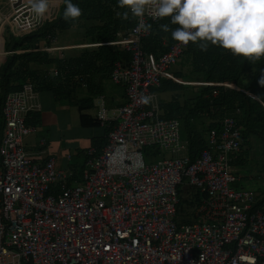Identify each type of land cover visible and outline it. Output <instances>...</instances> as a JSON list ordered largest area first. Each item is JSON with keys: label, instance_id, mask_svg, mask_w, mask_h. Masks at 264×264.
Here are the masks:
<instances>
[{"label": "built area", "instance_id": "built-area-1", "mask_svg": "<svg viewBox=\"0 0 264 264\" xmlns=\"http://www.w3.org/2000/svg\"><path fill=\"white\" fill-rule=\"evenodd\" d=\"M62 3L49 0L43 17L31 11L28 0L0 4V66L16 52L62 49L53 45L51 34L46 35L50 43L38 48L5 45V33L21 37L55 21ZM141 19L160 18L146 9L117 39L89 44L114 45L130 57L115 61L110 72V79L124 86L126 102L108 108L103 96L94 98V116L107 129L106 142L99 151L93 145L84 151L80 181L70 184L72 173L58 169L53 157L39 162L24 150L23 136L33 131L26 118L39 107L33 83L26 81L5 95L0 264H264V211L255 207L254 190L237 188L243 170L231 165L240 150L241 127L233 116H224L221 128L208 132L207 146L190 158L179 119L162 117L156 91L162 80L183 82L171 66L190 42L168 45L162 38L167 50L146 52L142 39L149 30L138 29ZM195 83L236 88L225 82ZM246 93L264 108V99ZM166 153L169 158L146 162ZM184 182L205 196L193 221L177 223L178 187Z\"/></svg>", "mask_w": 264, "mask_h": 264}, {"label": "trees", "instance_id": "trees-1", "mask_svg": "<svg viewBox=\"0 0 264 264\" xmlns=\"http://www.w3.org/2000/svg\"><path fill=\"white\" fill-rule=\"evenodd\" d=\"M78 4L82 10V15L76 20H65L63 18L64 3L60 7L58 18L52 23H48L42 29L18 37L9 43L8 49L25 50L28 48H38L40 43L49 44L46 35L56 34L61 29L73 27L74 25L84 26L85 35L90 38L89 43H104L117 39L125 30L130 28L135 20L129 14L128 19H122L119 15L124 11L118 6L117 0H72ZM168 23L170 30L178 25L171 24L168 17L160 18L158 21H149L151 25L149 33L142 39V48L146 52L159 53L168 49V46H162V38H166L168 45L174 43L171 37V31H163L161 24ZM89 47H74L69 49L81 48L80 52L72 50L74 54H67L59 51L58 55L40 51H21L8 55L0 66V137L2 134L4 120L2 114V105L5 95L14 90H19L22 83L31 81L35 84L36 90H50L54 93L56 99L71 97L72 89L64 87L63 83L69 79L63 80L62 74L83 73L88 75L85 78L87 96L81 98L78 102L80 111L92 109L94 106L92 96L100 91L93 87L91 74L94 71H107L109 73L111 65L115 61L127 62L130 54L127 51L120 50L117 46L110 44L92 45ZM39 62L42 64H55L58 75L50 76L46 71L32 69L30 64ZM193 71L198 79L187 81L202 82H225L236 86L230 88L226 86H185L187 84L173 82L172 80H162L160 86L156 89L158 92L180 90L189 88L192 92L190 99H178V96L168 102L160 103L162 117L164 118H182L187 127V140L189 142L188 154L194 159L200 151L207 146L206 136L209 131H218L221 128V120L224 116H233L237 124L241 127L240 132V150L232 162L242 165L247 161L249 153V137L256 136L262 146L264 156V108L246 92L255 94L264 99V85L259 84V79L264 75V56L259 60L249 61L248 59L232 55L229 50L219 46L209 44L206 51H202L197 44L189 43L184 50V61ZM101 66V67H99ZM183 78V73H176ZM215 92V93H214ZM72 93V92H71ZM86 102V103H84ZM34 117L38 118L36 111ZM30 112L26 118V124L31 126L33 120H30ZM36 112V113H35ZM80 123L86 127H100L94 115L81 113L79 115ZM201 119L200 123H206V130L198 129L194 123V129H190L193 122ZM204 119V122L202 121ZM32 127V126H31ZM102 134L92 137L91 145L96 146L99 151L106 142V128H102ZM264 166V164H263ZM264 170V168H263ZM194 199H180L177 205V216L182 221H189L186 212L182 209V204L187 208H195L200 204L201 198L205 196L198 189L194 193ZM194 206V207H193ZM255 207L264 211V195L257 198ZM191 218V217H189ZM194 218V215H193ZM192 219V218H191Z\"/></svg>", "mask_w": 264, "mask_h": 264}, {"label": "clouds", "instance_id": "clouds-1", "mask_svg": "<svg viewBox=\"0 0 264 264\" xmlns=\"http://www.w3.org/2000/svg\"><path fill=\"white\" fill-rule=\"evenodd\" d=\"M28 3L37 17H43L49 8V0H28ZM63 3L65 20L74 21L82 15L81 8L72 0ZM117 3L124 9L119 13L122 19H128L129 14L143 18L146 9L156 18L168 17L171 24L178 26L170 30L165 23L160 28L165 32L170 30L171 37L185 46L192 42L206 51L211 44L249 61L264 56V0H117ZM150 28L141 19L138 29ZM89 44L68 48L92 46ZM258 82L264 85V75ZM147 101L145 97L144 102Z\"/></svg>", "mask_w": 264, "mask_h": 264}, {"label": "crops", "instance_id": "crops-1", "mask_svg": "<svg viewBox=\"0 0 264 264\" xmlns=\"http://www.w3.org/2000/svg\"><path fill=\"white\" fill-rule=\"evenodd\" d=\"M56 42V41H55ZM86 41H79L76 44H85ZM41 46L44 43H40ZM73 44V45H76ZM54 46H60L62 49L66 48L69 49V46H72V44L70 43H60V44H55ZM65 50V49H64ZM182 62L184 61V52H183V56H182ZM180 59V60H181ZM119 61V60H118ZM119 62H123V61H119ZM125 63V62H124ZM183 63H179V65H181ZM32 69L35 70H43L46 71L48 75L50 76H56L53 72L52 69L56 68L55 64L53 63H39V62H32L30 64ZM101 67V66H99ZM183 68L185 69H189V66L184 63V67L181 66H175L174 65V71H172L174 73V75L176 77H178L179 79L182 80L181 77H179L178 75H176V73H183ZM57 69V68H56ZM112 69V65L110 68L109 73L105 70L102 72V70L100 71H94L91 74V81L94 84L93 87L94 88H98L100 91L96 92L92 98H93V103L92 105L94 106V98L97 96H103L106 106L108 108H115L119 105H122L126 102V96H125V90H124V86L120 85V84H116L114 83L111 79H110V72ZM59 73H57L58 75ZM63 76V80L65 79H69V81L66 82H61L63 83L64 87L68 89H72L73 85L75 86V84H80L78 86H76L74 91L70 92V98L67 97H63L62 99H56L55 95L52 91L50 90H36L37 92V100L39 103V107L38 110H35L38 114V118H32L34 117V112H32L29 116L30 120H33L34 122L31 123V126L33 128V131L36 130H40L43 128H45V130L48 131V133L50 134L52 140H54L52 143L48 144L47 141L45 143V145H40L41 143H34L32 141L31 138H26V145L25 148L32 152L34 151V154L37 161L42 162L45 158L47 157H53L55 159V163L57 164L56 167L66 173H72V175L69 176V180L68 182L74 183V182H78L81 180V176H82V170L84 168V166H81V170L77 169V164L76 163H71V156L69 155H60L57 153V151L54 150L55 146L54 144H58V140L64 136L63 131L59 130V126H57V124L63 122L66 125H68L69 127L73 128V121L75 120L77 122V124L79 123V126H82L80 123V119H79V115L81 113H85V114H89V115H94L91 114L89 112V110L91 109H85L80 111L78 109V102L80 101L81 98H84L85 96H87V89L86 87V81L85 78L88 76L86 74H81V73H74V74H68L67 70L64 73H61ZM198 79L194 77V80ZM107 81H111V83H114V86H111L110 84H107ZM174 82V81H173ZM194 82H202V81H194ZM33 83V82H32ZM184 83V81L182 82V84ZM34 87L35 84L33 83ZM109 85L111 87H109ZM200 84L195 83L194 86H199ZM189 88L185 89L182 88L180 90H173L171 93H168L169 91H163V94H168V97H170V99L168 100H163L162 102H168L170 100H172L173 97L178 96V99L181 101L183 99V95H185V92L188 90ZM191 91V89H189ZM15 91V90H14ZM192 93V92H191ZM5 98V97H4ZM4 101V100H3ZM160 102V101H159ZM160 102V103H162ZM86 103V102H84ZM3 106V105H2ZM93 109V107H92ZM162 110V109H161ZM35 112V113H36ZM30 113V112H29ZM163 113V112H162ZM76 117L78 118V120H76ZM82 127H86V126H82ZM87 129H91V133H89L90 136V140L89 138L84 141L83 143H81V148H79V151H77V156H80L82 158L83 161H85V156H84V149L88 148V146H91L92 143V137L96 136V135H100L102 134V127H86ZM38 129V130H37ZM49 139V140H50ZM28 141V142H27ZM77 146V145H76ZM42 150H44L45 152L42 154H38L40 153ZM59 152V151H58ZM84 163V162H83ZM264 156H263V152H262V146L261 143L259 141V139L254 136L251 135L249 137V153L247 156V161L242 164V165H238L235 162H232V169L233 170H239L242 169L243 171H247V172H251L250 179H254L255 175L256 177H260L264 175ZM67 170V171H65ZM243 178H247V176L243 177ZM260 191V193H264V188L262 186V188H258Z\"/></svg>", "mask_w": 264, "mask_h": 264}, {"label": "rangeland", "instance_id": "rangeland-1", "mask_svg": "<svg viewBox=\"0 0 264 264\" xmlns=\"http://www.w3.org/2000/svg\"><path fill=\"white\" fill-rule=\"evenodd\" d=\"M6 0H0V4L1 6L4 5V2ZM85 27L84 26H79V25H74L73 27H70V28H66V29H61L59 31L56 32L55 34V37H56V42H53V45L55 44H60V43H70V44H76L78 43L79 41H86V42H89L90 41V38L88 36L85 35ZM18 37L14 36L9 32V33H5V45L6 47L9 46V43L11 41H13L14 39H17ZM78 45V44H76ZM89 48H92L89 46ZM64 49H59V50H56L54 52H52L53 55H58L59 51H62ZM72 50H77L76 52H80L81 48H77V49H65V53L67 54H74L72 53ZM179 63H183L182 62V59L177 62L175 64V66H181L184 67V63L179 65ZM171 71H174V65L171 66ZM183 78H186L184 79V83L183 84H187L185 86H194L195 82L194 81H187L188 80H192L195 78H197L198 76L193 72L191 71V69H184L183 68ZM183 81V80H182ZM188 82H194V83H188ZM107 84H110L111 86H114V83H111V81H107ZM109 85V87H111ZM172 91H169L168 93H171ZM168 97V94H163V92H158V100L160 102H162L163 100H168L170 99L167 98ZM192 97V93L191 91L188 89L186 92H185V95H183V99L186 98V99H190ZM89 112L91 114H95L96 112V109L93 108L91 110H89ZM76 120H78V118L76 117ZM201 119L199 120H196L193 122L192 126L190 127V129H194V123L195 125H197L198 129H203L205 131L206 130V123L204 122V119L202 120L204 123H200ZM179 123H180V136H181V139H187V131H189V129L187 130V127L185 128V124H184V121L182 118H179ZM73 128L72 127H69L68 125H66L65 123L61 122L59 124H57V126H59V130L63 131L64 133V136H62L57 142L58 144H54L55 148L54 150L57 151L58 154L60 155H70L72 158H71V163H76L77 164V169L81 170V166H84L85 161L82 160V158L80 156H77V151H79V148H81V143H83L84 141H86L88 138L90 140V136H89V133H91V129H87L86 127H82V126H79V123L77 124V122L74 120L73 121ZM34 128V127H33ZM38 130V129H37ZM29 136V137H28ZM31 138L32 141L34 143H41L40 145H45L46 141L48 144L52 143L54 140L50 139L51 136L50 134L48 133L47 130H45V128L40 129L38 131L34 130L30 133H28L27 135H24L23 136V145H24V150L26 151L27 155L32 158V159H36L35 155L34 154V151L30 152L28 151L26 148H25V145H26V138ZM27 138V139H28ZM50 139V140H49ZM28 142V141H27ZM77 145V146H76ZM89 147V146H88ZM87 148H85L84 150H86ZM59 151V152H58ZM45 151L42 150L40 153H37L38 154H43ZM166 157H170V154H155L154 155V158L153 160L151 159H148L146 158V162H150V161H155L157 159H161V158H166ZM56 162V161H55ZM57 165V164H56ZM67 171V170H65ZM83 171V170H82ZM242 175L243 177L247 176V178H242L241 181L239 183H237V188H247V189H252L255 191V193L257 194V196L259 197H263L264 193H260L259 189L258 188H264V175L263 176H260V177H254V179H250L248 177H250L251 175V172H247V171H243L242 172ZM197 187L196 186H191V185H188L187 183H183L181 184V186L178 187V198L180 199H189V200H193L194 199V193L196 191ZM264 191V190H263ZM182 209L183 211L186 212L187 216L186 218L187 219H190L189 221H193V215H194V211H195V208H187V205L186 204H182ZM194 207V206H193ZM191 217V218H189ZM175 220L177 223L179 222H182L181 219H179V216H176L175 217Z\"/></svg>", "mask_w": 264, "mask_h": 264}]
</instances>
